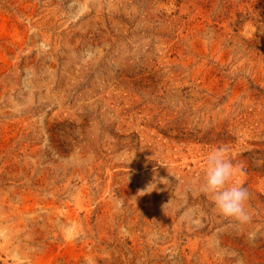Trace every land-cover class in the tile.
<instances>
[{"label": "rangeland", "instance_id": "obj_1", "mask_svg": "<svg viewBox=\"0 0 264 264\" xmlns=\"http://www.w3.org/2000/svg\"><path fill=\"white\" fill-rule=\"evenodd\" d=\"M0 264H264V0H0Z\"/></svg>", "mask_w": 264, "mask_h": 264}, {"label": "clouds", "instance_id": "obj_2", "mask_svg": "<svg viewBox=\"0 0 264 264\" xmlns=\"http://www.w3.org/2000/svg\"><path fill=\"white\" fill-rule=\"evenodd\" d=\"M240 171L227 157L226 149L213 148L204 158L200 191L210 196L218 215L242 225L251 220V215L246 207L248 189L239 181L232 182V178ZM66 235L69 239L75 238L74 229H66Z\"/></svg>", "mask_w": 264, "mask_h": 264}]
</instances>
